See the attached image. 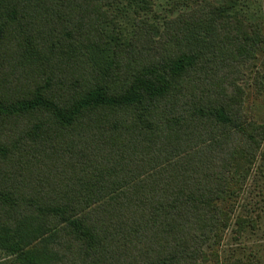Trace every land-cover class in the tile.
<instances>
[{"label": "trees", "instance_id": "obj_1", "mask_svg": "<svg viewBox=\"0 0 264 264\" xmlns=\"http://www.w3.org/2000/svg\"><path fill=\"white\" fill-rule=\"evenodd\" d=\"M153 1L0 0V250L12 264H258L207 252L254 222L229 201L257 158L264 167V123L232 74L264 34L240 0H195L161 23L140 12Z\"/></svg>", "mask_w": 264, "mask_h": 264}, {"label": "rangeland", "instance_id": "obj_2", "mask_svg": "<svg viewBox=\"0 0 264 264\" xmlns=\"http://www.w3.org/2000/svg\"><path fill=\"white\" fill-rule=\"evenodd\" d=\"M220 1V0H213ZM195 0H154L150 7L140 10L150 21L161 23L165 18L174 16L179 11L194 6ZM116 6L117 17L114 19L116 30L126 34L134 16V6L122 1ZM238 8L247 23L258 22L264 34V0H240ZM110 27V26H109ZM232 74L233 80L243 92L242 107L248 116L258 123H264V42L256 55L248 56ZM257 158L249 174L242 178L241 190L230 199L234 205V214L243 218L252 217L253 225L248 224L239 235L230 225L223 239L213 243L207 253L218 251L223 260L234 256H251L258 264H264V167ZM6 253L0 250V264H12ZM210 264V263H209Z\"/></svg>", "mask_w": 264, "mask_h": 264}]
</instances>
